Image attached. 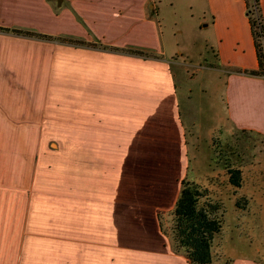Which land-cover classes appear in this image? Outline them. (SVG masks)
Masks as SVG:
<instances>
[{"label": "crops", "instance_id": "crops-1", "mask_svg": "<svg viewBox=\"0 0 264 264\" xmlns=\"http://www.w3.org/2000/svg\"><path fill=\"white\" fill-rule=\"evenodd\" d=\"M104 1L73 6L102 43L159 57L76 49L74 187L58 189L56 209L46 210V174L32 168V126L18 119V111L46 108L34 101L46 99V44L0 31V264H188L158 220L174 208L181 181L189 180L188 132L198 125L192 111L184 119L177 85L180 67L188 65L174 34L165 38L159 13L141 10L142 0H117L123 14L117 23ZM202 1L198 25L210 32L205 43L213 44V70L225 73L224 114L212 131L227 125L264 135V77L243 73L258 69L245 2ZM259 5L264 17V0ZM44 20L46 0H0L1 28L43 34ZM213 246L212 264L227 257L230 264H262L222 257L216 240Z\"/></svg>", "mask_w": 264, "mask_h": 264}, {"label": "rangeland", "instance_id": "rangeland-1", "mask_svg": "<svg viewBox=\"0 0 264 264\" xmlns=\"http://www.w3.org/2000/svg\"><path fill=\"white\" fill-rule=\"evenodd\" d=\"M79 1L46 0V20L42 21L41 31L38 26L39 32L53 37L62 34L76 37L79 30V35L80 32L88 35L89 41H83L93 47L37 38L44 40L38 42L46 44V99L34 101H43L46 108L40 111H18L19 121L32 126L33 144L37 145L32 148V168L42 169L46 174V210L58 207V189L74 187L76 49L83 46L93 52H122V48L102 43L100 36L90 31L87 27L90 21L83 20L82 13L73 6ZM107 1V9L116 14L109 20L120 22L115 19L123 15L121 9L117 10L120 7L116 5L117 0L104 2ZM151 1L142 0L141 10L159 13L165 38L168 41L174 34L188 65L180 67L182 72L177 74L183 117L187 120L192 111L199 130L188 132V179L206 191V200L219 204L218 214L222 216L224 224L222 233L215 239L218 253L223 252L222 257H250L264 264V135L240 133L227 125L212 131L224 114L220 96L224 94L225 73L213 70L216 66L211 48L213 44L205 43L208 39L206 35L210 32L198 25L205 3L202 0H158L160 3L154 9L148 7ZM158 7L160 10L157 11ZM91 22L97 25L101 20ZM204 62L205 68L198 69V65ZM186 93H190L191 98L188 99ZM227 163L231 169L241 172V185L238 188L228 183L229 175L223 166ZM60 179L66 180L67 184H60ZM49 214L54 213L46 211V217ZM163 220L167 226V217Z\"/></svg>", "mask_w": 264, "mask_h": 264}, {"label": "trees", "instance_id": "trees-1", "mask_svg": "<svg viewBox=\"0 0 264 264\" xmlns=\"http://www.w3.org/2000/svg\"><path fill=\"white\" fill-rule=\"evenodd\" d=\"M244 2L246 16L248 17L256 49L258 69L244 70L243 73L249 76L264 77V17L261 14L259 0H244ZM0 31L27 37L57 40L64 44H86L82 39L70 35L62 34L53 37L47 34H40L35 30L23 28L0 27ZM86 45L93 47L92 44ZM110 47L107 46L106 48ZM121 51L142 57H159L153 52L133 46L121 49ZM232 70L242 72V70ZM240 133H246V131L240 130ZM223 166L229 175L228 183L235 188L240 187V170L231 169L228 163ZM205 196L206 191L199 184L184 178L180 183L179 195L172 211L165 215L158 213L160 230L168 237L174 252L181 253L188 264H212L213 243L222 233L224 223L222 216L218 214L220 209L219 204L206 200ZM164 217L168 219L167 226L163 222ZM231 262L232 260L227 258L223 264H230Z\"/></svg>", "mask_w": 264, "mask_h": 264}, {"label": "built area", "instance_id": "built-area-1", "mask_svg": "<svg viewBox=\"0 0 264 264\" xmlns=\"http://www.w3.org/2000/svg\"><path fill=\"white\" fill-rule=\"evenodd\" d=\"M264 44V43H263Z\"/></svg>", "mask_w": 264, "mask_h": 264}]
</instances>
